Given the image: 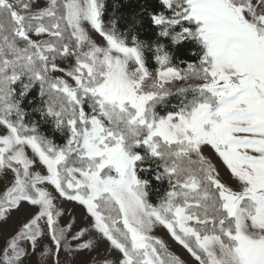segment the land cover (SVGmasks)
I'll return each instance as SVG.
<instances>
[{"label":"snow or ice","instance_id":"snow-or-ice-1","mask_svg":"<svg viewBox=\"0 0 264 264\" xmlns=\"http://www.w3.org/2000/svg\"><path fill=\"white\" fill-rule=\"evenodd\" d=\"M120 7L0 0V264H264V0Z\"/></svg>","mask_w":264,"mask_h":264},{"label":"rangeland","instance_id":"rangeland-1","mask_svg":"<svg viewBox=\"0 0 264 264\" xmlns=\"http://www.w3.org/2000/svg\"><path fill=\"white\" fill-rule=\"evenodd\" d=\"M63 207L66 210H71V215L75 216L76 223L78 226L84 224V209L74 203L71 202H65L63 204ZM25 210L22 209L18 213H13V218L8 222V224L0 226L4 231H10L11 228L15 225L17 220L21 218L24 215ZM67 218V217H66ZM157 235H160L162 238H164L166 241H168L172 249L176 251L178 254L182 255V258L187 259V253L184 252L178 245H175L171 242L170 238L167 236L166 231L164 229H158ZM103 247H106V245L101 246V251L103 250ZM95 255V253H89V252H78L75 253L73 256H68L64 252H61L60 258H61V264H90L92 257ZM38 255H33L28 258V260L25 262V264H38L39 261ZM49 264H51V260H49Z\"/></svg>","mask_w":264,"mask_h":264},{"label":"trees","instance_id":"trees-1","mask_svg":"<svg viewBox=\"0 0 264 264\" xmlns=\"http://www.w3.org/2000/svg\"><path fill=\"white\" fill-rule=\"evenodd\" d=\"M143 2L144 0H108L109 5H113V4L121 5L119 10L115 13L117 16H120V17H131L132 13H134L135 11H138L139 5L142 4ZM111 11L112 9L111 7H109V12ZM120 23L123 24L124 19H121ZM142 38H146V37H143V34H142ZM173 103H175L174 100H173ZM34 118H38V117H34ZM153 200H154V197H153Z\"/></svg>","mask_w":264,"mask_h":264}]
</instances>
